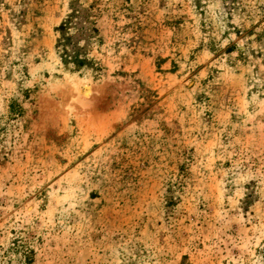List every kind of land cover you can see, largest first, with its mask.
Returning a JSON list of instances; mask_svg holds the SVG:
<instances>
[{
	"label": "rangeland",
	"instance_id": "374dc122",
	"mask_svg": "<svg viewBox=\"0 0 264 264\" xmlns=\"http://www.w3.org/2000/svg\"><path fill=\"white\" fill-rule=\"evenodd\" d=\"M0 264H264V0H0Z\"/></svg>",
	"mask_w": 264,
	"mask_h": 264
},
{
	"label": "trees",
	"instance_id": "16d2710c",
	"mask_svg": "<svg viewBox=\"0 0 264 264\" xmlns=\"http://www.w3.org/2000/svg\"><path fill=\"white\" fill-rule=\"evenodd\" d=\"M79 51V50H78ZM76 54V55H75ZM68 56H69V54H68ZM70 56H72L73 57V59H75V61H77L78 60V58H77V56H78V54H77V52L76 51H74V47H73V54L72 55H70ZM79 65H80V63H79Z\"/></svg>",
	"mask_w": 264,
	"mask_h": 264
},
{
	"label": "bare ground",
	"instance_id": "6f19581e",
	"mask_svg": "<svg viewBox=\"0 0 264 264\" xmlns=\"http://www.w3.org/2000/svg\"><path fill=\"white\" fill-rule=\"evenodd\" d=\"M89 92H90V89H88V88L85 89V92H84V93H85V96H86V95H89ZM84 93H82V94H84Z\"/></svg>",
	"mask_w": 264,
	"mask_h": 264
}]
</instances>
